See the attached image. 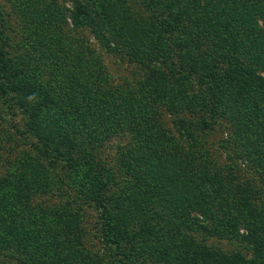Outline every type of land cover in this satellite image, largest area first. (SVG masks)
<instances>
[{"label":"trees","instance_id":"trees-1","mask_svg":"<svg viewBox=\"0 0 264 264\" xmlns=\"http://www.w3.org/2000/svg\"><path fill=\"white\" fill-rule=\"evenodd\" d=\"M7 1L0 100L33 141L0 159V264H264V0ZM219 119L255 179L191 130Z\"/></svg>","mask_w":264,"mask_h":264},{"label":"rangeland","instance_id":"rangeland-1","mask_svg":"<svg viewBox=\"0 0 264 264\" xmlns=\"http://www.w3.org/2000/svg\"><path fill=\"white\" fill-rule=\"evenodd\" d=\"M135 9L141 12L142 10V4L141 0H130ZM8 1L7 0H0V10L3 14H7L11 16L10 20L8 19L7 24H9L12 28V33L10 35L12 41H16L19 38V28L17 27L15 23V15H13L8 8ZM15 23V24H14ZM86 34V32H85ZM103 63L106 66L107 71L111 74L113 80H119L121 77H125L129 80H134L135 76L137 75V72L139 73V69L133 64L128 63L126 59L119 55H112L107 56L105 54L102 55ZM162 121L166 125H170L171 120L170 117L162 114ZM24 124V117L21 114V110L16 109L15 107L8 106L6 104V100H0V159L3 160L6 156L5 152L7 151L9 154L8 159L9 161L11 158L15 155L17 156V152L20 151L23 148L24 141L31 142L33 139L29 135H25L24 137L21 136L22 133V127ZM196 128H191L192 131H194V135L197 136V138L201 139V144L204 146V148L208 151V154H210L211 157H214L215 161L217 163H223V162H230L231 160L236 161L235 163L239 164L240 168H242L244 171L241 172V176H247L246 174L249 172L250 174L248 177L254 178L253 175H251V172L249 169H245V167L242 166V162L239 161V159L235 158L234 152L231 147V143L229 142V126L227 123H225L224 120H217L210 128H206L204 130H200L199 126H195ZM21 131V132H20ZM205 131V132H203ZM199 139V140H200ZM25 145V144H24ZM112 143H109L105 146L104 152L109 155V157L112 156V153L114 148H111ZM5 151V152H3ZM248 171V172H247ZM257 185L263 186V184H259L258 181H256ZM87 216L92 221L93 220V212L91 209L86 208ZM211 243H215L217 246H221L225 249H235L237 248L243 252V249L239 244H235L228 240H211L209 239Z\"/></svg>","mask_w":264,"mask_h":264}]
</instances>
